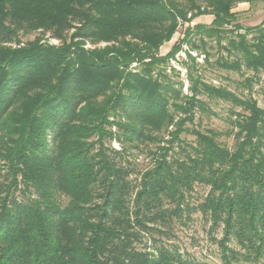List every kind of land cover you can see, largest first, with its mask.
Wrapping results in <instances>:
<instances>
[{"label":"trees","instance_id":"1","mask_svg":"<svg viewBox=\"0 0 264 264\" xmlns=\"http://www.w3.org/2000/svg\"><path fill=\"white\" fill-rule=\"evenodd\" d=\"M255 1L0 0V264H197L169 236L193 211L221 264H264V19L233 11ZM184 43L188 92L169 66ZM200 55L250 72L246 96L207 82ZM214 100L231 106V147L194 124ZM146 143L136 171L130 147Z\"/></svg>","mask_w":264,"mask_h":264},{"label":"rangeland","instance_id":"2","mask_svg":"<svg viewBox=\"0 0 264 264\" xmlns=\"http://www.w3.org/2000/svg\"><path fill=\"white\" fill-rule=\"evenodd\" d=\"M236 6H238V4ZM236 6L233 8V11L237 13V20L245 26L257 25L261 23V21L264 19L263 0H256L251 5L249 4L248 8L245 10L241 9L240 7L236 9ZM188 16H190V13H188ZM180 23L182 24L181 27L178 28L177 32L172 35V38L168 42H165L159 48V54L163 55L167 53L172 44L183 37L182 31L186 26H188V24L186 23V21L181 20ZM194 24L197 23H194L193 18L192 21L189 22V25L192 26ZM37 35L38 32H33L29 35L27 34L26 36H23L21 40L23 42L32 40ZM44 38H47V35H45ZM48 41L50 44L55 46H58V44L60 43L57 39H49ZM212 46L213 47L210 49V52L211 54L216 56L220 52V50L214 44H212ZM84 47L89 48V45L85 44ZM187 48L188 44L184 43L182 46V50H180L176 54L175 59L169 61V66H173L180 71V79H182L184 82L183 92H188V89H186L188 86V82L186 81L185 69L181 64V61L186 57L185 50H187ZM190 52L193 55L196 54V51ZM202 58L203 55H200L197 58V61L200 63L201 73L207 82H211L215 85L226 86L237 94L241 96H246L247 89H245V87H243L242 85L238 84L242 81L244 77L250 74V72L244 69L242 70V72L217 69L213 66L205 64ZM166 71L169 74L172 73V71L170 72L169 69H166ZM252 96L257 100L258 105L264 108V72L259 73L257 75V80L253 84ZM209 104L213 113H198L195 117L194 124L201 129L211 128L223 132L224 135H221L219 139L223 143L231 147L233 144V139L232 137H228L225 134V132L231 127L229 123V115L231 108L230 104L227 102L215 100L210 101ZM237 111H241V109L237 108ZM187 125L189 127L191 126L190 124ZM182 138L187 142L194 141V136L189 133L182 134ZM155 146L156 145H154L153 143H146L141 144L138 148L130 147V151L133 152L132 154L135 155V161L137 164H133L136 167V171L141 167L145 166L146 162H148L147 160L143 159L144 156L148 157L146 155V150L154 148ZM117 160V162H120V159ZM1 173H3V171ZM132 177L134 178V175H132ZM0 178H2V174H0ZM195 189V193L190 198L192 204L198 203L200 201L201 196L206 192V188L201 186H196ZM65 200V196H62L61 201L65 202ZM162 226L166 227L164 225ZM207 227L208 225L207 223H205L200 213L193 211L190 220H176L174 223L171 224V226L169 227L171 229V234L169 235L170 242L176 245L179 248L180 252L186 254L187 257L192 258L197 264H221L217 246L210 239L208 233L206 232ZM139 246L141 247V245Z\"/></svg>","mask_w":264,"mask_h":264},{"label":"crops","instance_id":"3","mask_svg":"<svg viewBox=\"0 0 264 264\" xmlns=\"http://www.w3.org/2000/svg\"><path fill=\"white\" fill-rule=\"evenodd\" d=\"M248 5H249L248 2H241V3H238V6H236V9L240 7L241 9L245 10L248 8ZM212 19H213V15H210V14L200 15L194 18V23L209 24Z\"/></svg>","mask_w":264,"mask_h":264},{"label":"built area","instance_id":"4","mask_svg":"<svg viewBox=\"0 0 264 264\" xmlns=\"http://www.w3.org/2000/svg\"><path fill=\"white\" fill-rule=\"evenodd\" d=\"M188 25H189V23L188 22H186Z\"/></svg>","mask_w":264,"mask_h":264}]
</instances>
